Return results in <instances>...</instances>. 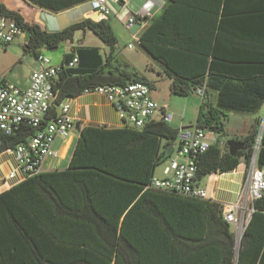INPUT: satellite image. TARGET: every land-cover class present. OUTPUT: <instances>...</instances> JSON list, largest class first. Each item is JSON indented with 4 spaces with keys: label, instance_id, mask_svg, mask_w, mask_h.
<instances>
[{
    "label": "trees",
    "instance_id": "1",
    "mask_svg": "<svg viewBox=\"0 0 264 264\" xmlns=\"http://www.w3.org/2000/svg\"><path fill=\"white\" fill-rule=\"evenodd\" d=\"M29 1L59 12L90 0ZM199 1L168 0L158 18L138 17L149 22L139 45L163 67L172 94L188 97L204 90L196 126L221 137L228 111L264 106V0H224L223 7L219 0L217 7ZM203 13L213 20L200 18ZM0 14L24 28L25 47L35 56L41 47L54 50L73 42L80 31L92 32L108 47L104 57L87 47L69 56L68 61L77 56L78 64L55 81L56 106L100 85L142 81L154 87L116 58L118 39L108 19H84L50 32L1 2ZM235 15L234 40L222 44ZM207 88L218 92L215 107L205 101ZM56 113L53 109L46 122ZM263 122L257 121L235 156L227 144H212L198 159L197 180L231 172L242 158L249 162ZM34 133L23 126L4 137L0 154L26 144ZM178 133L164 119H150L140 129H81L67 169L39 173L0 194V264H264V195L236 249L223 205L146 189L156 168L173 156ZM258 165L264 169V129Z\"/></svg>",
    "mask_w": 264,
    "mask_h": 264
},
{
    "label": "built area",
    "instance_id": "2",
    "mask_svg": "<svg viewBox=\"0 0 264 264\" xmlns=\"http://www.w3.org/2000/svg\"><path fill=\"white\" fill-rule=\"evenodd\" d=\"M94 12L104 19L113 11L108 0H90ZM154 2L146 0L141 15H130L123 25L130 31L138 22V17L151 18ZM26 35L24 28L14 19L0 14V47L7 48ZM139 43L140 39L133 37ZM129 47H133L130 45ZM39 68L30 76L27 88L8 83L0 77V142L6 136L18 133L23 126L35 129L34 135L26 144L9 147L4 152L14 156L17 168L8 175L21 183L25 179L44 172L49 159L57 158L54 143L57 138L67 139L74 129V120L70 116V100L56 106L54 83L64 69L74 68L78 57L62 64L54 65L51 59L38 53ZM97 93L106 97L114 105L120 117L132 128L140 129L163 108L152 97V88L145 82L134 81L124 85H100L87 88L82 94ZM204 90L196 92L203 96ZM56 109L55 117L46 122V117ZM173 115L164 114L163 119L171 121ZM46 123V124H45ZM264 122L256 138L252 156L248 162V191L242 193L234 204L223 205V215L227 223L234 226L236 242L256 212L255 202L264 195V169L258 165V153L261 145ZM216 134L207 129L193 126L180 130L177 136L178 146L173 156L166 162L163 176H154L146 189L172 193L176 196L198 200H208V190L201 186L196 178L199 157L205 154Z\"/></svg>",
    "mask_w": 264,
    "mask_h": 264
},
{
    "label": "crops",
    "instance_id": "3",
    "mask_svg": "<svg viewBox=\"0 0 264 264\" xmlns=\"http://www.w3.org/2000/svg\"><path fill=\"white\" fill-rule=\"evenodd\" d=\"M145 1L146 0H108L110 8L113 9L114 12H118L117 14H114L113 12V14L109 18H107L118 39L115 56L120 61L127 62L132 67L136 68L142 76L146 77L150 82H152L154 85L152 90L156 89V83L154 81L155 74L157 75L158 79H168L170 81L171 87L172 82L164 74L163 67L153 58H151L140 47L139 43L133 38L135 36L137 39H140L141 34L149 25V22L138 21L130 31H127L120 18V13L122 14L126 11H129L132 15H141L142 5L145 3ZM152 1L154 2V5L151 11L152 16L150 20L161 16L169 3L168 0ZM220 1L221 3H219ZM0 2L3 3L9 10L18 12L26 22L31 24H39L42 29L50 32L62 30L84 19H91L96 22L104 19L103 17H98L99 19L95 20L98 14L94 12L90 1L81 3L59 12H52L46 8L31 3L29 0H0ZM203 3L211 5L212 7L213 5L217 7L214 0L199 1V4ZM218 3L221 7H223L224 0H219ZM220 13H222L221 8ZM210 15L211 14L203 13L200 18L205 21L213 20V15L212 17H210ZM220 17L221 15H219V19ZM238 17L239 16L237 15H235L234 17H229L230 21H228L229 24L225 27L226 32L223 33L224 39L222 40V44H226L225 39L234 40V38H232V35L237 30L238 25L235 26V24L238 23ZM217 26L219 27V21L217 22ZM18 41V43L26 45L27 36L25 35L24 37L19 38ZM62 44H64L62 53L54 55L52 58L53 60L51 59L54 65H62L68 62L69 56L74 51H76V49L81 47L93 46L101 48L104 54H107L109 52L108 47L105 46L99 39H97V37L90 31H80L75 35L73 42H66ZM62 44H60L59 47L54 50H48H61L60 46ZM130 45H133V47H129ZM133 49H138L136 53L137 55H128V53ZM126 51L128 53H126ZM38 53L46 55L41 51H38ZM137 56L139 60L136 59ZM142 59L148 62V66H150V68H148L149 76L145 74V72H142L137 65V63H140ZM38 68L39 63H37V68L35 70H37ZM151 75L153 76V78ZM1 78L6 81L5 77ZM29 82L30 76L27 77L24 83L17 86L25 89L28 87ZM192 95L198 94L195 93ZM192 95L188 96V98H192L190 99L192 101H187V116L183 115L180 120L175 121L173 113L168 112L166 106L159 104L162 108H164V110L157 113L152 119L160 121L163 119L165 113H170L173 115V118L171 121H169V124L173 128L180 131L196 126L201 104L203 103V96L198 99V97H192ZM206 97L207 98L205 101L211 104V106L215 107L217 104L218 92L216 90L207 88ZM70 103V116L74 120V129L67 139H56L54 143V149L57 152V158H52L47 161L44 172L65 170L68 168L73 151L78 142L79 131L81 129L85 127L123 129L128 126L127 122L120 117L114 105H112L103 95L97 93L81 94L78 97L71 99ZM192 107L195 109V111H191V113H188L189 108ZM227 115L228 118L224 121L225 135L221 137H218L216 135L212 144L219 142L220 146H223L227 144L229 140L242 141L243 138L247 137L254 131L257 121L260 118L264 119V106L260 110H257L255 112L228 111ZM16 168L17 162L13 155L6 152L0 154V194L10 190L12 187L19 184L17 179L8 178L9 173ZM247 176L248 161L245 158H242L238 167L233 171L224 174L210 175L208 176L209 179L207 184L203 185L201 182L200 184L208 190L210 200L221 205L234 204L238 201L240 195L243 192L246 193L248 191Z\"/></svg>",
    "mask_w": 264,
    "mask_h": 264
},
{
    "label": "rangeland",
    "instance_id": "4",
    "mask_svg": "<svg viewBox=\"0 0 264 264\" xmlns=\"http://www.w3.org/2000/svg\"><path fill=\"white\" fill-rule=\"evenodd\" d=\"M111 10L113 11V9ZM117 13H118L117 11L114 12V14ZM130 15L131 13L129 11H126L122 14L120 13L121 21L123 22L127 21ZM98 19H99L98 17L95 18V20ZM18 42L19 41L16 40L15 43H12L6 49L0 47V77H5L7 82L14 83L15 85L24 83L27 77L31 76L33 70L37 68V63H38L36 60L35 52L27 50L25 44H20ZM63 45L64 44L60 46L61 50H57V51H49L45 47L39 48L38 51H41L42 53L49 56L50 59H52L54 55L62 53L64 47ZM87 48L97 49L99 54L104 57V53L102 52L103 50L101 48L93 47V46H89ZM137 50L138 49H133L129 53L126 51V53H128V55L131 54L132 56H136ZM76 54H80V53L77 52ZM136 59L139 60L138 56ZM137 65L139 66L142 72H145V74L149 76L148 68H150V66H148V62L142 59L140 63H137ZM154 77L156 79V80L154 79L156 83V89L152 90V95L158 101V103L160 105L166 106L167 111L173 113L175 121L180 120L183 115L187 116V101H192L190 100L192 98L180 97L172 94L170 91V81L168 79H158L156 74L154 75ZM192 97H196V98L198 97L199 99L201 96L192 95ZM191 111L193 112L195 111V109L193 107L189 108L188 113H191ZM165 165L166 162L159 165L156 168L155 171L156 176L158 177L163 176V169ZM208 179H209L208 177H205L203 180H201V183L203 185L207 184ZM231 231L236 235V231L233 225H231ZM239 246H240V242L239 239H237L236 249H238Z\"/></svg>",
    "mask_w": 264,
    "mask_h": 264
},
{
    "label": "water",
    "instance_id": "5",
    "mask_svg": "<svg viewBox=\"0 0 264 264\" xmlns=\"http://www.w3.org/2000/svg\"><path fill=\"white\" fill-rule=\"evenodd\" d=\"M97 17L101 16L98 15ZM227 146L229 148V153L232 156H235L239 151H242L244 149V144L241 141L236 140H229Z\"/></svg>",
    "mask_w": 264,
    "mask_h": 264
}]
</instances>
